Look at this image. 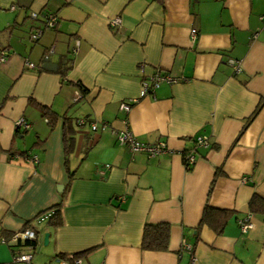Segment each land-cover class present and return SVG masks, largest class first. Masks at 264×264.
I'll use <instances>...</instances> for the list:
<instances>
[{"label":"crops","instance_id":"obj_1","mask_svg":"<svg viewBox=\"0 0 264 264\" xmlns=\"http://www.w3.org/2000/svg\"><path fill=\"white\" fill-rule=\"evenodd\" d=\"M1 52L0 264L76 252L83 264H264V213L249 208L264 199V0H0ZM157 72L175 81L139 96ZM124 128L166 150L132 152ZM205 204L231 211L219 233L198 225ZM159 222L167 249H142L144 224Z\"/></svg>","mask_w":264,"mask_h":264},{"label":"built area","instance_id":"obj_2","mask_svg":"<svg viewBox=\"0 0 264 264\" xmlns=\"http://www.w3.org/2000/svg\"><path fill=\"white\" fill-rule=\"evenodd\" d=\"M32 17H36V13H32L31 14ZM119 21L118 18H114L110 21V24H117ZM45 25L48 27H54L57 23V18L54 14H48L45 16ZM41 30L40 29H36L33 33L30 34V38L32 40H35L38 38V36L40 35ZM190 34H191V38L194 37L195 35V28H191L190 30ZM51 49L48 50V52H50ZM48 52L45 53L44 57H48ZM3 52H1V57L0 59H3ZM25 65L27 67H35V64L29 61L25 62ZM161 80H167V81H175V78H173L170 75L167 74H162V73H155L153 74L148 80L143 79L141 82V86H140V91H139V96H144L146 94L149 93V90H152L154 87L158 86V83ZM136 101V98H131L128 101H121L119 104V108L127 111L129 110L130 106L132 103H134ZM78 124H82L84 122V119H76L75 121ZM29 126V124L24 120V119H18L16 122V127L17 128H23V129H27ZM106 125L105 124H98L97 122H90V128L93 131L99 130H105L106 129ZM116 133V132H115ZM116 139L117 142L119 144L122 145H126L129 150H131L132 152L135 151H144L146 152L148 155H157L160 154L162 152H164L166 150V146L165 143L163 141H159L156 142L154 144H147L144 142H141L139 140H137L135 138V136L131 133V131L128 128H124L123 130H121L120 132H117L116 134ZM195 142L197 145H202V146H207L208 145V141L207 138L204 136H197L195 138ZM195 161V155L192 152H188L183 154V164L185 166V168H189L191 167V165L194 163ZM50 211H46L41 215V218H45L49 215ZM238 225L239 228L241 229V231H246L248 228L252 227V222L249 218V215L244 217V218H240L238 219ZM22 237L32 240L35 238V233L33 229H28L26 228L25 230L22 231ZM184 247L186 248H190L189 245L187 244H183ZM31 258V254L29 253H23V254H17L15 256V259L18 261H22L25 263H28L30 261ZM59 262L60 264H83V261L81 259L80 256H75L74 254H66L62 257L59 258ZM188 264H194V257H191V260Z\"/></svg>","mask_w":264,"mask_h":264},{"label":"trees","instance_id":"obj_3","mask_svg":"<svg viewBox=\"0 0 264 264\" xmlns=\"http://www.w3.org/2000/svg\"><path fill=\"white\" fill-rule=\"evenodd\" d=\"M260 104V103H259ZM53 116H48L47 122L51 124V119ZM67 127V126H66ZM66 149L69 150L72 144V137L69 136L65 139ZM188 153L185 151L183 154ZM190 168V167H189ZM188 168V169H189ZM249 208L251 211H259L264 213V199L259 197L257 194H253L249 201ZM50 211L48 217L49 225L57 226L61 224L60 211L57 206L50 207L47 209ZM231 211L226 209H219L205 204L201 218L199 220V226L204 224L210 229L219 233ZM30 227V221H27L24 225L23 230ZM34 233L36 234L35 230ZM169 236V224L164 222L159 223H145L143 227V233L141 238V248L145 250H165L167 249ZM31 243H35V238L31 240ZM63 254H59V256ZM75 256H79V253H74Z\"/></svg>","mask_w":264,"mask_h":264},{"label":"water","instance_id":"obj_4","mask_svg":"<svg viewBox=\"0 0 264 264\" xmlns=\"http://www.w3.org/2000/svg\"><path fill=\"white\" fill-rule=\"evenodd\" d=\"M57 188H58V190H60L61 189V184H58ZM48 234H49L48 232H45L44 235H43L44 243H46L47 240H48Z\"/></svg>","mask_w":264,"mask_h":264}]
</instances>
